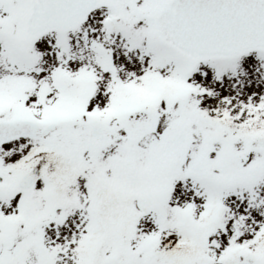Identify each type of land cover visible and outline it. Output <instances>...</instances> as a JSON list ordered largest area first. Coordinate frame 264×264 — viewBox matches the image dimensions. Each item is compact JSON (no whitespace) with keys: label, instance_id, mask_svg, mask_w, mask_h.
I'll list each match as a JSON object with an SVG mask.
<instances>
[{"label":"snow or ice","instance_id":"6c2138e0","mask_svg":"<svg viewBox=\"0 0 264 264\" xmlns=\"http://www.w3.org/2000/svg\"><path fill=\"white\" fill-rule=\"evenodd\" d=\"M0 264H264V0H0Z\"/></svg>","mask_w":264,"mask_h":264}]
</instances>
